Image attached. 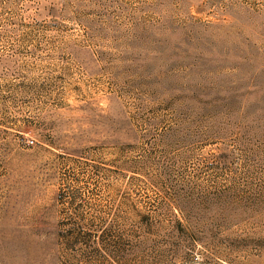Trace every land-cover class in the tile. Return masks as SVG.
Returning a JSON list of instances; mask_svg holds the SVG:
<instances>
[{
  "label": "rangeland",
  "instance_id": "obj_1",
  "mask_svg": "<svg viewBox=\"0 0 264 264\" xmlns=\"http://www.w3.org/2000/svg\"><path fill=\"white\" fill-rule=\"evenodd\" d=\"M0 264H264V0H0Z\"/></svg>",
  "mask_w": 264,
  "mask_h": 264
}]
</instances>
